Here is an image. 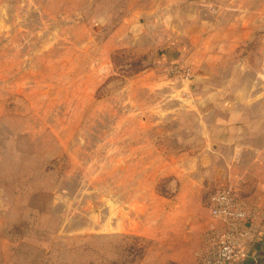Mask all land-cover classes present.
I'll list each match as a JSON object with an SVG mask.
<instances>
[{"label": "rangeland", "instance_id": "374dc122", "mask_svg": "<svg viewBox=\"0 0 264 264\" xmlns=\"http://www.w3.org/2000/svg\"><path fill=\"white\" fill-rule=\"evenodd\" d=\"M258 156L264 0H0V264H210Z\"/></svg>", "mask_w": 264, "mask_h": 264}, {"label": "built area", "instance_id": "2783aa9c", "mask_svg": "<svg viewBox=\"0 0 264 264\" xmlns=\"http://www.w3.org/2000/svg\"><path fill=\"white\" fill-rule=\"evenodd\" d=\"M210 215L223 224L224 239L219 242L218 250L209 257L210 264H238L241 247L252 236L253 229L248 222L250 214L233 186H223L207 197ZM241 238L237 242L236 237Z\"/></svg>", "mask_w": 264, "mask_h": 264}, {"label": "crops", "instance_id": "0c3cea01", "mask_svg": "<svg viewBox=\"0 0 264 264\" xmlns=\"http://www.w3.org/2000/svg\"><path fill=\"white\" fill-rule=\"evenodd\" d=\"M227 159L230 168H236L237 165H247L242 171H235V174L229 173L231 185L244 197L247 207L254 204L256 210L262 212L264 216V159ZM248 173L253 174L252 181L248 178ZM250 180V181H248ZM256 245V244H255ZM257 246V245H256ZM252 244H249L242 254L239 264H246L245 262L252 259L256 249Z\"/></svg>", "mask_w": 264, "mask_h": 264}]
</instances>
